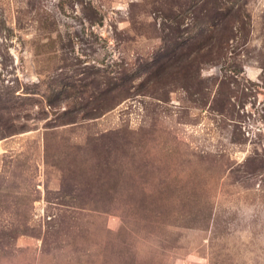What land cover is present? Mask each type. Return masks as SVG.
Returning <instances> with one entry per match:
<instances>
[{"label": "rangeland", "instance_id": "374dc122", "mask_svg": "<svg viewBox=\"0 0 264 264\" xmlns=\"http://www.w3.org/2000/svg\"><path fill=\"white\" fill-rule=\"evenodd\" d=\"M0 264H264V0H0Z\"/></svg>", "mask_w": 264, "mask_h": 264}]
</instances>
